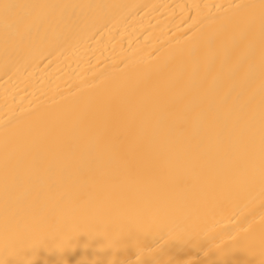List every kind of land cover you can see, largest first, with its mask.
<instances>
[{"label": "bare ground", "instance_id": "bare-ground-1", "mask_svg": "<svg viewBox=\"0 0 264 264\" xmlns=\"http://www.w3.org/2000/svg\"><path fill=\"white\" fill-rule=\"evenodd\" d=\"M0 264H264V0H0Z\"/></svg>", "mask_w": 264, "mask_h": 264}]
</instances>
